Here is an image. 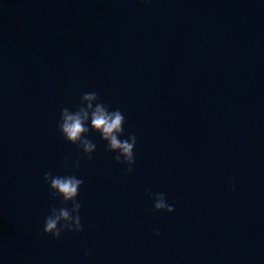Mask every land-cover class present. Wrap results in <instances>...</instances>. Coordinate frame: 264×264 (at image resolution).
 <instances>
[{
    "label": "water",
    "instance_id": "1",
    "mask_svg": "<svg viewBox=\"0 0 264 264\" xmlns=\"http://www.w3.org/2000/svg\"><path fill=\"white\" fill-rule=\"evenodd\" d=\"M93 91L131 173L58 129ZM46 172L84 181L83 231L43 233ZM0 264H264V0H0Z\"/></svg>",
    "mask_w": 264,
    "mask_h": 264
},
{
    "label": "clouds",
    "instance_id": "2",
    "mask_svg": "<svg viewBox=\"0 0 264 264\" xmlns=\"http://www.w3.org/2000/svg\"><path fill=\"white\" fill-rule=\"evenodd\" d=\"M98 101L99 94L97 92L82 94L81 106L76 111L73 112L68 108L61 110L58 129L67 142L79 145L88 160H92V154L96 151V144L87 139L86 134L90 131L98 132L101 139L107 142V150L118 153L114 157L115 162L126 164V171L131 173L135 164L136 135L133 133L127 139L121 140L119 137L124 135V114L119 109L109 111L106 104ZM64 165L68 167L67 158ZM72 167L76 169L80 167L79 159ZM44 181L49 184L53 199H61L60 206H53L49 215L46 216L43 233L50 235L53 239H59L64 232L83 231L80 217L82 205L78 202L77 197L84 181L74 174L54 176L52 172L44 174ZM148 195L154 200L155 211L174 212V206L167 203L164 193L149 192ZM69 205H71L70 208ZM155 235L159 236V231H156ZM85 255H90V250L86 251Z\"/></svg>",
    "mask_w": 264,
    "mask_h": 264
}]
</instances>
